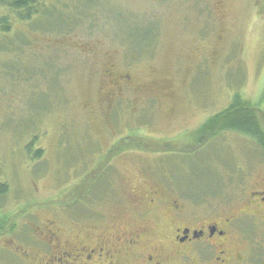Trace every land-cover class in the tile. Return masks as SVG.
I'll return each mask as SVG.
<instances>
[{"label": "rangeland", "instance_id": "374dc122", "mask_svg": "<svg viewBox=\"0 0 264 264\" xmlns=\"http://www.w3.org/2000/svg\"><path fill=\"white\" fill-rule=\"evenodd\" d=\"M43 5L27 22L0 6V264H41L47 230L79 247L152 221L160 241L166 204L142 221L130 197L149 188L232 206L263 184L254 140L198 131L236 98L264 133V0Z\"/></svg>", "mask_w": 264, "mask_h": 264}, {"label": "flooded vegetation", "instance_id": "af4514ba", "mask_svg": "<svg viewBox=\"0 0 264 264\" xmlns=\"http://www.w3.org/2000/svg\"><path fill=\"white\" fill-rule=\"evenodd\" d=\"M119 75H114L118 85L121 80L127 85L129 76ZM167 195L156 188L130 195L142 221L158 204H166L168 226L156 233L160 241L153 234L152 221L118 233L107 232L89 246L79 247L59 245L56 235L47 230L42 237L49 252L42 254L40 263L264 264V182L244 189L232 206H208L200 195L164 200ZM24 254L26 259L32 258Z\"/></svg>", "mask_w": 264, "mask_h": 264}, {"label": "trees", "instance_id": "16d2710c", "mask_svg": "<svg viewBox=\"0 0 264 264\" xmlns=\"http://www.w3.org/2000/svg\"><path fill=\"white\" fill-rule=\"evenodd\" d=\"M0 6L4 7L6 11L13 13L12 15H16L19 20H25L26 22L30 21L33 17L44 15L46 12L43 0H0ZM10 27L11 23L8 22L7 17H2L0 19V34L5 35L9 32ZM51 79H54V77H51ZM38 97L43 99L44 104L47 103L46 95L39 92L33 93V99ZM214 128L222 132L229 131L249 137L254 140L257 148L264 154V133L257 123L256 116L252 113L250 108H247V105H245L243 101L234 98L233 103L225 112L210 117L208 121L203 124L201 130L198 131L200 139L206 135L211 136V132ZM214 135L215 133L212 137ZM36 141L37 136H34L24 147L26 155L34 160H38L42 157L41 150H33ZM7 192L8 186L6 184H0V200ZM1 225L2 222L0 221V228Z\"/></svg>", "mask_w": 264, "mask_h": 264}]
</instances>
